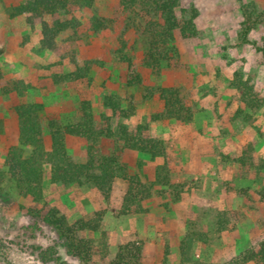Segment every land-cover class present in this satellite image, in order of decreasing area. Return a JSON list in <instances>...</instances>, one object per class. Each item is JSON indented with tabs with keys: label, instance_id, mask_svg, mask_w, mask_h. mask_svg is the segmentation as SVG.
<instances>
[{
	"label": "rangeland",
	"instance_id": "1",
	"mask_svg": "<svg viewBox=\"0 0 264 264\" xmlns=\"http://www.w3.org/2000/svg\"><path fill=\"white\" fill-rule=\"evenodd\" d=\"M115 2L96 0L94 9H76L72 14L85 23L95 11L110 14ZM18 3L0 0V264H82L67 251L58 231L31 212L36 203L20 197L8 172L5 158L10 148L30 153L19 140L15 107L38 102L44 118L67 121L81 100H89L100 118L110 113L102 102L106 95H116L124 106L134 108L129 117L120 119L130 129L147 122L150 135L166 141L173 186L164 188V195L144 201V213L122 215L119 207L125 181L114 182L106 200L86 182L55 184L46 167L38 206L57 207L71 223L94 219L96 212L103 211L99 231L84 235L101 242L105 238L107 263L119 245L133 240L143 248L144 264H255L245 261L244 253L264 242V201L259 200L264 188V103L247 107L232 83L238 75L264 98V20L247 35L244 26L249 15L254 21L257 14L264 16V0H185L184 6L197 10V36L177 34L175 45L182 66L166 67L156 77L143 66L144 52L141 44H135L128 53L132 67L144 79L140 87L127 85L131 68L110 56L119 43L117 30L85 32L81 27L78 34L66 32L59 39L57 54L41 48L38 22L31 26L25 15H10ZM128 38L133 44L134 38ZM87 62L92 64L87 78L71 81L67 77ZM20 83L25 85L23 90ZM157 86L187 89L194 111L190 123L153 118L161 109L157 93L151 99L145 97ZM44 134L45 145L50 147L46 129ZM249 144L263 167L259 173L253 170L243 176L235 159ZM67 149L74 161H86L83 139L69 137ZM124 159L131 173L150 183L164 161L129 150ZM225 210L240 211L243 219L236 229L218 232L214 218ZM105 261L94 258L90 264Z\"/></svg>",
	"mask_w": 264,
	"mask_h": 264
},
{
	"label": "trees",
	"instance_id": "2",
	"mask_svg": "<svg viewBox=\"0 0 264 264\" xmlns=\"http://www.w3.org/2000/svg\"><path fill=\"white\" fill-rule=\"evenodd\" d=\"M115 5L108 15L95 13L87 22L78 19L74 10L86 8L94 9L96 0H19L10 15L26 16L27 22L35 26L38 22L41 30L40 45L42 49L60 54L59 39L66 32L78 34L81 27L85 32H102L117 30L118 46L111 49L110 56L119 62H125L131 68V75L127 80L130 87L144 86V79L139 71L132 67V57L128 53L141 44L143 66L159 77L164 69L181 67L178 49L175 45L177 34L183 38L197 36L195 19L197 10L194 6H184L185 0H115ZM252 20L249 15L245 21V35L264 20L262 14H257ZM263 18V19H262ZM119 30V31H118ZM133 37V44L130 45ZM128 38V39H127ZM261 51L264 56V38ZM60 55V57H62ZM92 64L76 66L68 73L71 81L83 80L88 77ZM237 77V78H236ZM233 85L241 91V100L249 108H258L264 103V98L258 95L253 86L243 81L238 75ZM23 88L25 85L20 83ZM11 92V89L5 90ZM160 101L161 109L153 115L155 119L176 120L190 123L194 111L189 104V92L183 87L157 86L145 98L156 96ZM122 99L116 95L104 96V108L110 112L98 118L92 103L81 100L73 116L67 121L47 119L42 116L43 105L38 102H29L15 107V115L19 126V140L23 146L30 149L24 155L20 147L8 150L5 162L8 172L14 179L18 194L23 199H30L36 203L31 212L40 216L52 225L59 235L66 240L67 251L78 257L82 264H90L94 258L106 260L108 244L105 238L101 242L95 238L86 237V232H98L103 211L96 212L94 219H77L69 222L66 215L57 207L40 205L42 198V184L45 168L49 167L53 182L63 185L86 182L93 186L108 200L113 191L114 182H126V190L121 195L119 214L139 215L143 212V202L155 195H164L166 187L173 186L169 176V154L166 141L155 138L149 133L147 122L138 124L134 130L130 129L121 118H127L134 108L124 106ZM239 113L243 110L239 109ZM237 113V115H239ZM237 115L235 118H237ZM241 115V114H240ZM114 118L117 121H114ZM114 121V122H113ZM50 137V147L45 145L44 131ZM69 137L83 139L86 142L87 159L76 162L67 149ZM111 143V147H106ZM137 151L147 153L154 159H163L157 167L154 182L143 181L138 173H131L129 164L124 159L125 152ZM240 165L243 176L252 174L253 170L259 173L262 169L254 157L253 145L245 146L235 159ZM259 200L264 201V188L259 192ZM177 196L174 200H178ZM237 210L222 211L215 217V228L218 232L234 230L243 219ZM106 232H103V236ZM143 248L139 243L130 240L118 247L115 257L104 264H144ZM43 258L45 256L43 255ZM245 261L255 264H264V242L258 249H249L244 253Z\"/></svg>",
	"mask_w": 264,
	"mask_h": 264
}]
</instances>
